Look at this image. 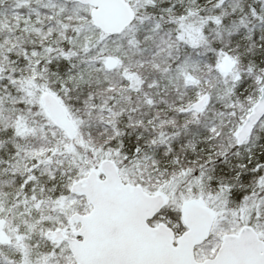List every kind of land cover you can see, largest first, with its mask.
Instances as JSON below:
<instances>
[{"label":"snow or ice","instance_id":"6c2138e0","mask_svg":"<svg viewBox=\"0 0 264 264\" xmlns=\"http://www.w3.org/2000/svg\"><path fill=\"white\" fill-rule=\"evenodd\" d=\"M0 264H264V0H0Z\"/></svg>","mask_w":264,"mask_h":264}]
</instances>
